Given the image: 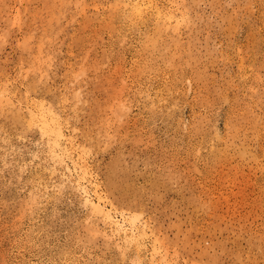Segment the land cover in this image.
I'll list each match as a JSON object with an SVG mask.
<instances>
[{"label":"rangeland","instance_id":"1","mask_svg":"<svg viewBox=\"0 0 264 264\" xmlns=\"http://www.w3.org/2000/svg\"><path fill=\"white\" fill-rule=\"evenodd\" d=\"M263 34L264 0H0V264H264Z\"/></svg>","mask_w":264,"mask_h":264},{"label":"bare ground","instance_id":"2","mask_svg":"<svg viewBox=\"0 0 264 264\" xmlns=\"http://www.w3.org/2000/svg\"><path fill=\"white\" fill-rule=\"evenodd\" d=\"M254 2V1H253ZM120 15V14H118ZM116 17V16H115ZM120 17V16H119ZM148 17V16H147ZM69 18V17H68ZM122 19V18H121ZM116 20V19H115ZM65 21V20H64ZM120 21V20H119ZM122 22V21H121ZM145 25V24H144ZM98 27V26H97ZM143 27V26H142ZM124 29V28H123ZM143 30V29H142ZM264 35V34H263ZM76 51V50H75ZM129 63V62H128ZM32 71V70H31ZM28 76V75H27ZM154 76V75H153ZM30 78V77H29ZM43 79V78H42ZM70 80V79H69ZM27 81V80H26ZM16 87V86H15ZM63 91V90H62ZM8 95V94H7ZM49 95V94H48ZM178 110V109H177ZM95 130V129H94ZM55 133V132H54ZM157 144V143H156ZM154 147V146H153ZM174 148V147H173ZM203 179V178H202ZM240 197V196H239ZM108 215V214H107ZM135 246V245H134Z\"/></svg>","mask_w":264,"mask_h":264}]
</instances>
